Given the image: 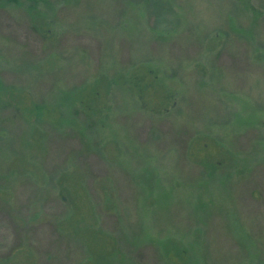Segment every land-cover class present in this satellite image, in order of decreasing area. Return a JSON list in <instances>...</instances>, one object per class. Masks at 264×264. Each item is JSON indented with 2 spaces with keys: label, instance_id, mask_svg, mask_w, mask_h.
Returning a JSON list of instances; mask_svg holds the SVG:
<instances>
[{
  "label": "rangeland",
  "instance_id": "1",
  "mask_svg": "<svg viewBox=\"0 0 264 264\" xmlns=\"http://www.w3.org/2000/svg\"><path fill=\"white\" fill-rule=\"evenodd\" d=\"M0 82V264H264V0H0Z\"/></svg>",
  "mask_w": 264,
  "mask_h": 264
},
{
  "label": "trees",
  "instance_id": "2",
  "mask_svg": "<svg viewBox=\"0 0 264 264\" xmlns=\"http://www.w3.org/2000/svg\"><path fill=\"white\" fill-rule=\"evenodd\" d=\"M0 85H1V82H0ZM91 115H93L92 113H87V118L90 120V121H94V119H95V117H93V116H91ZM96 120V119H95ZM97 121V126H98V124H99V122H98V120H96ZM207 169H208V172H207V174H209L210 175V177L211 176H215L216 175V173H217V171H218V169H219V167H218V164L216 163V164H210V163H208V166H207ZM207 190V189H210V187H208V188H204V189H202V190ZM207 204V203H206Z\"/></svg>",
  "mask_w": 264,
  "mask_h": 264
}]
</instances>
